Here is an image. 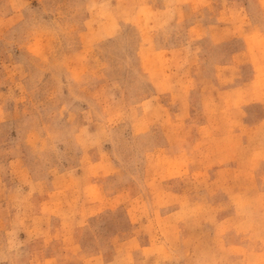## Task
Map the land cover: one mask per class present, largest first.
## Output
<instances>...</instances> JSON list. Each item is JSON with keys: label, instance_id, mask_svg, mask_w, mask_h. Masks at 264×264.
<instances>
[{"label": "rangeland", "instance_id": "obj_1", "mask_svg": "<svg viewBox=\"0 0 264 264\" xmlns=\"http://www.w3.org/2000/svg\"><path fill=\"white\" fill-rule=\"evenodd\" d=\"M0 264H264V0H0Z\"/></svg>", "mask_w": 264, "mask_h": 264}]
</instances>
